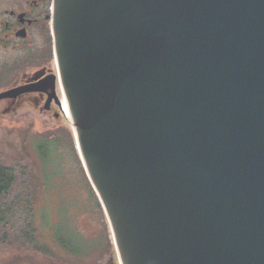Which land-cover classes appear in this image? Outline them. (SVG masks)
<instances>
[{
  "label": "water",
  "instance_id": "95a60500",
  "mask_svg": "<svg viewBox=\"0 0 264 264\" xmlns=\"http://www.w3.org/2000/svg\"><path fill=\"white\" fill-rule=\"evenodd\" d=\"M50 19L58 74L0 100L63 109V89L119 264H264V0H52Z\"/></svg>",
  "mask_w": 264,
  "mask_h": 264
},
{
  "label": "rangeland",
  "instance_id": "374dc122",
  "mask_svg": "<svg viewBox=\"0 0 264 264\" xmlns=\"http://www.w3.org/2000/svg\"><path fill=\"white\" fill-rule=\"evenodd\" d=\"M1 9H4V6L0 0ZM50 24L49 22L46 28L37 26L33 31L31 41L23 42L18 46L0 48V91L9 88L24 73L25 68H27V71H31L30 67H33L32 69L38 68L43 62L47 61L49 28L51 32ZM50 68L53 71L52 73L58 74L54 59L50 61ZM33 97L34 94H30L24 99L5 98L0 100V154L2 157L7 156L12 159L27 157L32 160H39V153L33 146L38 135L47 131H57L65 136L68 134L66 128L73 131L69 117L67 116L68 120L66 119L67 111L64 108V110L62 109L60 103L54 102L52 109L47 111L43 105L37 106ZM63 98L62 89L59 94V101L62 102ZM71 139L68 138L69 144L67 146L62 145L63 149L67 147L66 150L71 149ZM65 155V153H59L55 146H51L48 157L44 158L42 166H44L43 171H45V177L48 181L44 210L46 213L50 212L51 221L55 220V222L51 223L50 220H47L44 223L39 215V225L41 227L45 224L52 225L50 228L62 235L65 234V231H72L71 227L68 226L67 219H71L69 206H71L70 201L73 197L80 201V204H82L81 200H84V204L73 212L76 224L87 234L93 236L104 234L107 237L109 233L108 237L111 244H113L114 236L111 227L107 230L98 209L93 203L86 202L88 201L87 195H89V192L85 187H82L78 166L72 162V159H66ZM64 160H66L67 165L63 164ZM58 184H64V186L58 188ZM61 192L62 199L65 197V203L60 202ZM105 245L103 252L97 255L96 260L93 259V263L119 264L116 249L114 245L113 248L108 246L107 238ZM0 264H48V261L21 249L18 244L6 243L0 244Z\"/></svg>",
  "mask_w": 264,
  "mask_h": 264
},
{
  "label": "trees",
  "instance_id": "16d2710c",
  "mask_svg": "<svg viewBox=\"0 0 264 264\" xmlns=\"http://www.w3.org/2000/svg\"><path fill=\"white\" fill-rule=\"evenodd\" d=\"M48 30L49 45L46 60L51 61L54 59L53 38L50 28ZM65 130L68 132L65 136L57 131H47L37 136L33 146L39 153V160L27 157L12 159L7 156L2 157L0 154V244H18L21 249L33 253L38 258H44L48 264H92L93 259L96 260L97 255L106 247V238L110 248H113V245L115 247V244H111L109 233L107 237L104 234L93 236L76 224L73 212L84 204V200H81L82 204H80V201L71 198V206H69L71 219H67L69 225L66 224L72 231H65L62 235L53 231L50 228L52 225H44L47 220L51 223L55 222V220L51 221L50 212L46 213L44 210L48 181L42 166L44 158L48 157L50 147L55 146L59 153H65L66 159H72V162L78 166L82 187L89 192L86 202L94 204L104 219L106 229H110L104 208L80 158L74 132L70 128ZM68 138L71 139V149L66 150L67 147L64 150L62 145L69 144ZM63 164L67 165L66 160ZM62 186L64 184L57 185L58 188ZM60 197V202L65 203L62 192ZM39 215L44 222L43 227L38 223Z\"/></svg>",
  "mask_w": 264,
  "mask_h": 264
},
{
  "label": "flooded vegetation",
  "instance_id": "af4514ba",
  "mask_svg": "<svg viewBox=\"0 0 264 264\" xmlns=\"http://www.w3.org/2000/svg\"><path fill=\"white\" fill-rule=\"evenodd\" d=\"M4 9L0 10V48L9 46H18L19 44L31 41L33 31L37 26L46 28L50 22L52 0H1ZM51 26V24H50ZM24 31L26 36L19 34ZM31 71L24 69V73L20 75L10 87L26 85L30 83H51L52 69L50 61H45L38 68L30 67ZM46 78L45 82L43 80ZM47 85V84H46ZM9 87V88H10ZM34 94L33 99L37 106L43 105L47 111H50L54 102H57L55 94L50 90L27 91L16 99H24L28 95Z\"/></svg>",
  "mask_w": 264,
  "mask_h": 264
},
{
  "label": "bare ground",
  "instance_id": "6f19581e",
  "mask_svg": "<svg viewBox=\"0 0 264 264\" xmlns=\"http://www.w3.org/2000/svg\"><path fill=\"white\" fill-rule=\"evenodd\" d=\"M56 63V62H55ZM62 106L63 108L67 111V116L69 117L70 119V109H69V106L67 104V101H66V98L64 97L62 100ZM71 127L73 128L72 124L70 123ZM73 131H74V128H73ZM74 137H75V141H76V146H77V140H76V136H75V133H74Z\"/></svg>",
  "mask_w": 264,
  "mask_h": 264
}]
</instances>
